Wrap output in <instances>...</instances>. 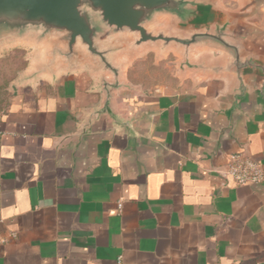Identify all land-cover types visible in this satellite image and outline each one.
Returning <instances> with one entry per match:
<instances>
[{"label": "crops", "instance_id": "1", "mask_svg": "<svg viewBox=\"0 0 264 264\" xmlns=\"http://www.w3.org/2000/svg\"><path fill=\"white\" fill-rule=\"evenodd\" d=\"M207 1L245 36L241 54L264 64V0ZM9 44L26 66L0 98V264H264V181L235 186L222 173L235 153L264 171L260 78L244 77L232 113L226 53L192 49L194 70L153 46L159 61L171 50L179 60L145 83L146 46L114 58L125 86L103 113L112 78L96 61L52 60L50 42H10L0 56ZM203 50L222 56L195 59Z\"/></svg>", "mask_w": 264, "mask_h": 264}, {"label": "water", "instance_id": "2", "mask_svg": "<svg viewBox=\"0 0 264 264\" xmlns=\"http://www.w3.org/2000/svg\"><path fill=\"white\" fill-rule=\"evenodd\" d=\"M161 17L170 18L177 32L151 28ZM119 36L124 39H113ZM23 41L36 47L50 42L52 60L71 63L85 56L96 61L99 72L112 78L101 83L103 113L112 92L125 86L122 65L114 58L146 46H156L159 55L169 48L179 51V66L194 70L202 66L190 63L192 49L210 47L226 53L221 70L233 73L237 83L232 113L247 97L246 76L261 79L258 95L264 98V64L241 54L245 36L230 19L216 17L207 0H0V48Z\"/></svg>", "mask_w": 264, "mask_h": 264}, {"label": "rangeland", "instance_id": "3", "mask_svg": "<svg viewBox=\"0 0 264 264\" xmlns=\"http://www.w3.org/2000/svg\"><path fill=\"white\" fill-rule=\"evenodd\" d=\"M218 2L226 7V6H229V3L235 2V1L234 0H218ZM154 27L156 29H171L174 33L177 32V30L172 26L171 19H169L167 17L160 18ZM15 49H17V48H14L12 44H9L8 49L4 50V52L0 56V58H3L4 56H6V54L8 52L15 50ZM155 53H156L155 47L147 46L138 55L140 58V62H141L139 64L140 70L147 72V75H144L145 77H142V75H141V77H137L142 82H145V83L153 82L154 83L155 81L160 80L162 77V74H160V72L158 71L159 70L158 65L172 64V63L176 62L177 60H179V55L177 53H175L173 50L169 51V55L167 56V58L162 60V61H159V59L154 58ZM11 54H12V60H10V61L12 64L8 65V63H6L7 65L6 64L3 65V68L0 67V98L5 95L6 87H8V85L12 81H14L19 74V73L16 74L17 76H14V78H12L13 77V70L17 66H20L23 62L22 60H24V55L22 56L20 51L11 52ZM221 56L222 55L220 53L215 52V51H209V50L196 51L194 53L195 59L207 57L210 60H217V59L221 58ZM148 66L150 67V69H148ZM139 72L140 71L138 70V76H140ZM8 79H11V80L7 81Z\"/></svg>", "mask_w": 264, "mask_h": 264}, {"label": "built area", "instance_id": "4", "mask_svg": "<svg viewBox=\"0 0 264 264\" xmlns=\"http://www.w3.org/2000/svg\"><path fill=\"white\" fill-rule=\"evenodd\" d=\"M222 173L235 186L258 185L264 181L261 165L242 153L231 154Z\"/></svg>", "mask_w": 264, "mask_h": 264}, {"label": "trees", "instance_id": "5", "mask_svg": "<svg viewBox=\"0 0 264 264\" xmlns=\"http://www.w3.org/2000/svg\"><path fill=\"white\" fill-rule=\"evenodd\" d=\"M17 51H20V53L22 54V56L24 55V52L22 50H19V49L18 50L17 49L12 50V51L8 52L6 54V56H4L3 58H0V67L3 68V65H5L6 63H8V65H11L12 64L11 61H10V60H12V54H11V52H17ZM22 61H23L22 64L20 66H17L13 70V77L12 78H14V76H17L16 74H18L19 72H21L24 69V67L26 66V62L24 60H22ZM11 79H8L7 81H9Z\"/></svg>", "mask_w": 264, "mask_h": 264}]
</instances>
